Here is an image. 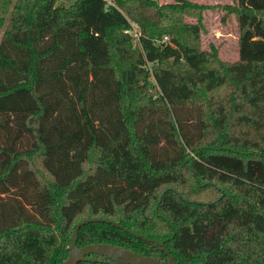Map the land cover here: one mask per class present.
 <instances>
[{"label": "trees", "instance_id": "trees-1", "mask_svg": "<svg viewBox=\"0 0 264 264\" xmlns=\"http://www.w3.org/2000/svg\"><path fill=\"white\" fill-rule=\"evenodd\" d=\"M60 1L0 0V264H65L94 217L125 228L78 246L264 264V0L222 6L234 61L202 47L214 6Z\"/></svg>", "mask_w": 264, "mask_h": 264}, {"label": "rangeland", "instance_id": "rangeland-1", "mask_svg": "<svg viewBox=\"0 0 264 264\" xmlns=\"http://www.w3.org/2000/svg\"><path fill=\"white\" fill-rule=\"evenodd\" d=\"M175 0H159V2H173ZM199 3L214 6L204 11V24L206 31L202 34V47H209L210 43L215 44L220 52V56L225 60L234 61L238 58V28L234 16L228 20H223L226 11L223 9L224 4H232L235 0H193ZM63 1H60V3ZM64 4H69L70 0H64ZM220 5V6H219ZM190 20H195L190 18ZM132 30L128 32L133 36L135 45L139 47L138 38L135 36L137 26L132 23ZM1 36V35H0ZM168 37V38H167ZM170 36L165 35L157 39L160 43L162 39L169 40ZM153 71L152 66L148 65Z\"/></svg>", "mask_w": 264, "mask_h": 264}, {"label": "water", "instance_id": "water-1", "mask_svg": "<svg viewBox=\"0 0 264 264\" xmlns=\"http://www.w3.org/2000/svg\"><path fill=\"white\" fill-rule=\"evenodd\" d=\"M93 221H107L112 222L113 224L125 228L123 225H120L118 222H114L104 218H86L81 220L76 225L72 241L70 244L71 253L65 261V264H79L82 261H111L117 264H180L176 262L174 255L164 246V241H157L158 244L162 245V248L168 253V261H160L157 258L152 256L143 255L127 248L110 244V243H92L87 244L82 247L78 246V232L79 228L86 223ZM144 239L151 240L148 237ZM97 254V256H91L90 254Z\"/></svg>", "mask_w": 264, "mask_h": 264}, {"label": "built area", "instance_id": "built-area-1", "mask_svg": "<svg viewBox=\"0 0 264 264\" xmlns=\"http://www.w3.org/2000/svg\"><path fill=\"white\" fill-rule=\"evenodd\" d=\"M113 4H115V2H114V0H107V6H110V5H113ZM135 26H137L135 23H133ZM127 32H130V30L129 31H127ZM135 36L138 38V40H139V37H140V33H139V30H138V28H137V30H135ZM168 38V37H167ZM167 42L168 40H165V39H162L161 40V42Z\"/></svg>", "mask_w": 264, "mask_h": 264}]
</instances>
